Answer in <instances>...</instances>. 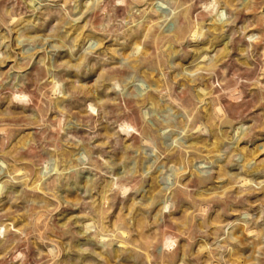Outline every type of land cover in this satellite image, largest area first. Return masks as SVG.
<instances>
[{"label":"rangeland","instance_id":"rangeland-1","mask_svg":"<svg viewBox=\"0 0 264 264\" xmlns=\"http://www.w3.org/2000/svg\"><path fill=\"white\" fill-rule=\"evenodd\" d=\"M0 264H264V0H0Z\"/></svg>","mask_w":264,"mask_h":264}]
</instances>
